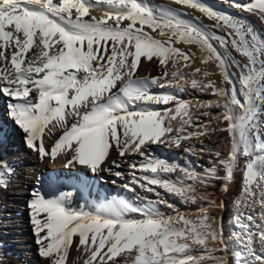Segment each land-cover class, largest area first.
<instances>
[{
    "label": "snow or ice",
    "instance_id": "obj_1",
    "mask_svg": "<svg viewBox=\"0 0 264 264\" xmlns=\"http://www.w3.org/2000/svg\"><path fill=\"white\" fill-rule=\"evenodd\" d=\"M175 3L199 10L217 26L232 30L227 33L231 46L248 61L243 65L234 61L240 69L238 82L210 43L215 38L227 48L229 40L210 36L204 28L180 19L185 13L167 5L153 7L143 0H0V96L7 97L8 116L24 134L26 146L41 159L54 161L63 155L65 167L78 165L93 175L111 171L104 164L113 147L121 159L139 154L142 159L130 163L131 180L124 187L135 191L138 186L156 196L155 200L137 197L139 203L113 196L102 209L86 211L69 207L73 191L46 196L34 190L28 204L30 221L39 254L49 264H66L73 245L81 254L77 258L81 264H229L223 218L217 226L209 212L210 207L224 204L198 196L197 188L217 180L227 192L240 156L248 159L241 195L235 201L233 254L236 264H264V127L260 120L264 39L244 19L217 12L201 0ZM232 6L264 21V0L244 4L233 0ZM92 9L101 14L93 15ZM181 42L198 45L200 62H217L225 85H231L217 88L211 80L190 82L192 88L210 89L223 100L198 107L204 109L203 116H209L213 107L222 109L215 119L223 126L210 131L225 132L230 138L227 155L215 152V162L202 175L148 152L151 145L165 140L180 147L182 140L209 131L187 130L185 126H195L193 115L188 102L178 99L174 91H151L152 85L163 89L167 83L183 92L189 83L186 75H211L200 68L191 73L168 70L174 56L182 57L185 67L195 62L194 54L173 46ZM141 58L164 67L163 77L134 78ZM171 67L176 68L175 60ZM169 102H174V112ZM177 116L182 123L174 129ZM57 131L61 132L58 139L47 147L46 136ZM195 147L185 152L195 154ZM200 151L211 149L201 145ZM112 164L120 167L118 161ZM122 175L115 172L117 177ZM157 187L185 204L206 201L207 206H201L194 217L186 216L163 199ZM161 204L173 214L162 211ZM257 205L259 212L254 214Z\"/></svg>",
    "mask_w": 264,
    "mask_h": 264
},
{
    "label": "rangeland",
    "instance_id": "obj_2",
    "mask_svg": "<svg viewBox=\"0 0 264 264\" xmlns=\"http://www.w3.org/2000/svg\"><path fill=\"white\" fill-rule=\"evenodd\" d=\"M201 2L203 4L205 3V5L208 7H213V10L217 12L232 16L234 18L241 19V16L247 18L250 21L246 22V25L251 24L253 28L259 33L260 37L264 39V21H262L257 15L250 14L233 7V0H201ZM236 2L244 4L251 2V0H236ZM202 15L204 19L212 22L214 25L213 27H216L217 32L214 34L215 37L224 36L227 40H229L227 48H224L230 49L232 47L230 42L231 38L228 37L227 33L232 30L223 26H217V21L212 19L210 20L203 13ZM248 39L250 40L251 37L249 36ZM212 41L217 46L223 47L218 39L212 38ZM184 52L195 55V62L188 67L184 66L185 71L191 73L195 68L207 70L211 73L209 77L205 78L202 75H197V77H200L202 81H205L206 83L211 80L214 82L217 88H231V85H225L220 69L217 67V62L214 60H209L208 63L204 64L199 60V57L202 53L196 54L192 50H187ZM219 54L225 58L227 69L231 74V78L238 82L240 78V69L237 67L234 61L238 60L239 62L242 55L239 52L235 54ZM142 63L143 58H141L137 71L134 74V78H147L146 76L141 75L139 77ZM155 66L159 69L157 77H163V73L165 71L164 67L158 65V63H156ZM148 79H150L149 76ZM167 79H171V77L169 76ZM237 86H239L238 83ZM166 88H174V86L165 83V87L162 89L157 85H152L151 91L153 93H161ZM188 88H185V91L183 92H180L178 89H176L174 91L176 92V97L178 99L180 98L188 100L193 98L192 100L197 99L198 101L203 99L202 95L205 97L208 95H214L209 89L204 91H196L191 86H188ZM116 90L118 89H114V91ZM240 98L243 99L242 97ZM159 107H162V105ZM221 111L222 109L217 110L215 112V117ZM7 114L8 108L7 104H5L3 116H0V136L2 135V131L6 126V121L10 119ZM260 120L262 122V127H264V105L260 106ZM218 126L223 125L219 120L214 118L207 127L205 126L200 130L203 131L205 128H207L209 131L206 135L192 136L188 140H182L180 147H176L170 143L159 144V148L152 147L148 150L149 155L191 168L202 175L204 170L211 167L215 162V152L219 151L222 156H226L230 150V138L227 133L220 131H210L211 129L217 128ZM60 134L61 132L57 131V133L53 134V136H50L49 141L45 143V145L50 148L55 143L54 141L58 139ZM21 141L25 149H27L28 147L25 143V137ZM191 145L196 146L193 150L195 154L185 152V148ZM201 145H203L205 149H211V151L201 152ZM28 150L31 151L28 148L26 152L21 155V158L16 160V166L11 168L10 172L8 171L9 168L4 166L3 161L1 162L2 159L0 160V173H3L5 180V185L0 186V191H2L0 194V264H49L48 260L39 254V246L36 243L33 225L30 221V210L28 208V204L32 199L34 190H39L46 196L58 195L60 192L73 191V196L68 200L69 207L73 209H79L83 207L86 211H97L102 209L106 202L113 196L135 200L137 203L140 202L137 200V197L152 200L156 199L154 193L144 191L138 186L136 187L135 191H129L124 187V185L129 183L131 180V176L129 175L131 168L129 165L132 161L139 163L142 159L139 155L126 154L125 158L121 159L117 150L113 147L110 149V153L104 164V168H111V171L105 170L93 175L90 172H86L81 166L77 165L76 167H65L66 162H57V159L53 161L50 157L41 159L37 152L33 150L35 154H33V156ZM247 159L248 158L244 156H240L237 167L234 171L233 180L231 181L229 190L227 192L222 190V181L217 180H214L206 187L198 186L197 188L198 196L203 194L206 195L209 200H213L217 204H220L221 202L224 204L223 208L210 207L209 212L214 217H216L218 226L220 218H223L224 236L229 239V250L227 253L229 264H236L237 261L236 256L233 254L235 241L231 240V233L233 231V217L237 210L235 201L241 195ZM114 160L120 163L119 168L113 166L112 161ZM39 161H41V163H39ZM36 162L38 163L37 165H35ZM117 171H120L123 173V175L121 177L115 176V172ZM137 174L139 175V172ZM220 174H223L222 169L220 170ZM171 175L174 179L176 174L174 173ZM78 181L86 182L89 186H91L90 190L81 192L77 188L74 189V186H76ZM188 183H191V181H188ZM156 190L160 192L163 199L173 204L177 209L187 216L190 213L198 214V208L201 206H207L206 201H200L197 204H185L181 202L180 198L174 194H169L159 187H157ZM160 207L161 210L167 214H173L171 210L167 209L163 204H161ZM245 211H251V209H245ZM258 212L259 207L257 205L254 214H258ZM74 240H78V238L74 237ZM256 247H259L258 239L256 241ZM75 250L76 248L73 245V247L69 250L66 264H81V261L77 259L81 254L74 253ZM215 254L225 255V253L222 252Z\"/></svg>",
    "mask_w": 264,
    "mask_h": 264
},
{
    "label": "bare ground",
    "instance_id": "obj_3",
    "mask_svg": "<svg viewBox=\"0 0 264 264\" xmlns=\"http://www.w3.org/2000/svg\"><path fill=\"white\" fill-rule=\"evenodd\" d=\"M143 2H146V3L150 4L153 7H155L157 5H167L168 7L175 8L178 12L186 14V15L181 16L180 19H183L184 21H186V22H188L190 24H195L198 27L204 28V30L207 31L210 34V36L214 35L215 32H217V29H216V27H213L214 25L212 24V22H209L206 19H204L202 13L199 10L188 8L186 6L176 4L175 0H143ZM210 8L213 9V7H210ZM91 11H92L93 15L99 16L101 14V12L99 10H96V9H92ZM242 17L243 16H241V18ZM243 19L246 22L250 21V20H248L247 18H244V17H243ZM145 30L146 31H151L150 29H147V28H145ZM152 34L156 35L155 33H152ZM210 43L215 47V49L217 50L218 53H223V54L224 53L225 54H235V53H237V51L233 47H231L230 49H225L224 47L217 46L216 44H214L212 39H210ZM173 46L181 49V51L192 50L196 54L197 53H200V54L202 53L201 48L198 45H196V44H185V43L181 42V43H178V44H174ZM173 60L176 61V68H172L171 67V64H172ZM155 62L158 63L155 60L149 62L148 60L143 58L142 68L140 70L139 77H140V75L141 76H146L147 78L149 76L150 79L157 77V73L159 72V69L155 66V64H156ZM247 62H248L247 58L244 57V56H241V59H240L239 63L241 65H243V64H245ZM158 65H159V63H158ZM167 67H168V69L170 71L179 70V71L188 73L184 69V60L182 59V57H179V56H174L171 59H169ZM192 79H197L199 81H202V79L200 77H197V76L193 77L191 75H186L185 76V80H187L189 83L185 85V88H188V86H191L190 82H191ZM202 82H203V84H206L205 81H202ZM181 83H183V81H181ZM175 90H176V88L174 87V88H166L164 91H175ZM195 90L199 91L200 89L199 88H195ZM209 94H210V92H209ZM202 97H203V99H200L198 101H197V99L196 100H192L193 98L191 100L190 99L188 100V99H180L179 98L180 100H184V101L188 102L189 112L193 115V121H194V125L195 126L190 127V128L188 126H185L188 131H193L194 132V131L203 129L205 126L207 127L211 123V121L215 118V112L217 110H220V109H217V108L213 107L211 109V114L209 116H203L202 112L204 111V109H200L198 107V105L206 104V103H211V104L215 105L217 102L222 103V100H220L219 97H217L215 95H212V96L208 95L206 97L202 95ZM169 103L173 106V112H174V110H175L174 102H169ZM5 104H8L7 97L0 96V116L1 115L3 116V113L5 111ZM163 107L164 106L162 105L161 108H163ZM199 111H201V112H199ZM197 117H198V119H197ZM186 118L187 117H185V119ZM172 123H173V128L174 129L178 128L179 125L182 123L180 116H177L176 120H174ZM55 133H57V132H54L53 134H55ZM53 134L52 135H47L45 140H44V143H47L49 141L50 136H53ZM23 138H24V134L20 130H18L17 126L13 123V121L11 119H8L6 121V126H5L4 130L2 131V135L0 136V160L2 159L1 162L3 161L4 166H6L9 169L14 168V166H16V163H17L16 160L21 158V155H23L26 152V150L28 149V148L25 149V147L22 144L21 140ZM167 143H169V142L167 140H165V143H163V144H167ZM30 150L31 151H29V150L28 151L30 152L31 155H33L34 154L33 150L32 149H30ZM134 155H139V154H134ZM56 159H57V162H66L65 159L63 158V155L57 156ZM39 163H41V161H39ZM37 164L38 163L36 162L35 165H37ZM90 187L91 186H89L86 182L78 181L76 186H74V189L77 188L79 191L85 192L86 190H90ZM1 193H2V191H0V194ZM196 215H198V214H191L190 213L188 216H193L194 217ZM217 226H218V224H217ZM74 253L78 254L77 250H75Z\"/></svg>",
    "mask_w": 264,
    "mask_h": 264
},
{
    "label": "water",
    "instance_id": "obj_4",
    "mask_svg": "<svg viewBox=\"0 0 264 264\" xmlns=\"http://www.w3.org/2000/svg\"><path fill=\"white\" fill-rule=\"evenodd\" d=\"M152 147L159 148V144H154V145H151V146L149 147V149H151ZM149 149H148V150H149Z\"/></svg>",
    "mask_w": 264,
    "mask_h": 264
}]
</instances>
